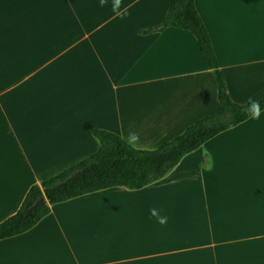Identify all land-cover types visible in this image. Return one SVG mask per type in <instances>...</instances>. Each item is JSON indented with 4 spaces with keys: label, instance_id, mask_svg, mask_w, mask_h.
Instances as JSON below:
<instances>
[{
    "label": "crops",
    "instance_id": "1",
    "mask_svg": "<svg viewBox=\"0 0 264 264\" xmlns=\"http://www.w3.org/2000/svg\"><path fill=\"white\" fill-rule=\"evenodd\" d=\"M174 0H0V222L34 184L98 151L93 128L153 150L221 109ZM232 101L264 93V0H195ZM156 209L165 225L151 215ZM0 264H264V110L141 189L53 204L0 239Z\"/></svg>",
    "mask_w": 264,
    "mask_h": 264
},
{
    "label": "trees",
    "instance_id": "2",
    "mask_svg": "<svg viewBox=\"0 0 264 264\" xmlns=\"http://www.w3.org/2000/svg\"><path fill=\"white\" fill-rule=\"evenodd\" d=\"M171 26L189 30L195 35L206 62L214 72L221 109L196 121L182 134L153 150L130 148L119 134L93 128V134L100 141L98 151L32 185L19 209L0 222V239L30 230L50 213L53 204L111 187L123 186L135 190L150 185L172 171L186 154L248 119L240 110L242 104L232 101L227 93L210 35L195 0H174L160 25L141 32L161 31ZM255 99L260 101V107L264 110V93Z\"/></svg>",
    "mask_w": 264,
    "mask_h": 264
},
{
    "label": "clouds",
    "instance_id": "3",
    "mask_svg": "<svg viewBox=\"0 0 264 264\" xmlns=\"http://www.w3.org/2000/svg\"><path fill=\"white\" fill-rule=\"evenodd\" d=\"M106 0H101V6L104 5ZM122 3V0H114L113 4V11L114 13L121 19L125 18L129 13L127 12V9H121L120 5ZM241 112L251 120H259L261 116V107H260V101L256 100L252 97H249L246 104H242L239 106ZM140 137L138 133L130 132L128 137L124 138V142L130 147L134 148L135 145L139 142ZM151 215L156 217L157 222L161 225H165L167 223L168 218L166 216H161L159 212L156 209H151Z\"/></svg>",
    "mask_w": 264,
    "mask_h": 264
},
{
    "label": "water",
    "instance_id": "4",
    "mask_svg": "<svg viewBox=\"0 0 264 264\" xmlns=\"http://www.w3.org/2000/svg\"><path fill=\"white\" fill-rule=\"evenodd\" d=\"M43 199V197L42 198H39L38 200H37V202H39L40 200H42Z\"/></svg>",
    "mask_w": 264,
    "mask_h": 264
}]
</instances>
